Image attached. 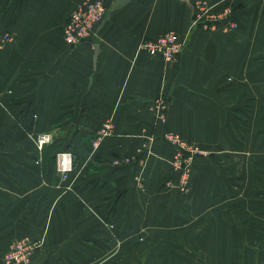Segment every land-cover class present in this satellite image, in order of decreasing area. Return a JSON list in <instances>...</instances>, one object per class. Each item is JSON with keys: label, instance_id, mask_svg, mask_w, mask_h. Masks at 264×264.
Returning a JSON list of instances; mask_svg holds the SVG:
<instances>
[{"label": "crops", "instance_id": "1", "mask_svg": "<svg viewBox=\"0 0 264 264\" xmlns=\"http://www.w3.org/2000/svg\"><path fill=\"white\" fill-rule=\"evenodd\" d=\"M85 1L0 0V264L22 238L43 241L30 264H264V0H205L237 23L210 31H191L194 0H129L71 47L64 29ZM167 32L186 37L176 60L141 48ZM162 98L166 129L211 155L194 161L188 194L166 187L168 145H155L144 191L136 166L109 162L161 134ZM106 123L86 159L78 141ZM42 133L73 144L66 180L59 144L38 152Z\"/></svg>", "mask_w": 264, "mask_h": 264}, {"label": "built area", "instance_id": "2", "mask_svg": "<svg viewBox=\"0 0 264 264\" xmlns=\"http://www.w3.org/2000/svg\"><path fill=\"white\" fill-rule=\"evenodd\" d=\"M108 9L102 0H86L76 11H74L65 26L64 39L65 42L75 47L81 43L91 40L96 36L99 27L106 18ZM227 22L228 29L236 30L237 23L233 18L231 11L226 8L222 12H212L207 6L205 0H194L192 3L191 31L204 30L210 31L215 29L220 22ZM11 40V35L5 33L0 36V48ZM186 44V37H181L175 32H167L159 36L154 41H147L141 45V48L150 55L160 56L166 62L176 60L181 54ZM165 99H160L155 105L159 111L165 108ZM113 126L106 123L99 129L96 138L93 141V147L97 149L100 141L112 134ZM168 139L174 143L178 142V137L168 135ZM52 140V136L48 133H42L37 138V146L40 151L48 145ZM183 152H188L192 156H205V153L197 148L183 144ZM191 160V159H190ZM189 163H183L184 169L182 173V184L185 186L189 179L190 166ZM180 165V164H179ZM60 171L65 174L72 170V159L69 153L62 154L61 163H59ZM41 246L40 241H32L29 238H23L15 241L8 252L4 256V264H29L31 256L37 248Z\"/></svg>", "mask_w": 264, "mask_h": 264}, {"label": "rangeland", "instance_id": "3", "mask_svg": "<svg viewBox=\"0 0 264 264\" xmlns=\"http://www.w3.org/2000/svg\"><path fill=\"white\" fill-rule=\"evenodd\" d=\"M158 101H160V99L157 100V102H156L157 104H158ZM164 108L165 109L162 111H159L158 109H157V111L155 110L158 113L157 120H159L164 127V130L161 132V134L159 136H156V137L150 136L148 139L142 140L140 146L138 147V151L134 154L126 155V156L122 157V156L114 153L115 156L111 157L109 162L115 166L128 165V163H129V165L136 166L137 167V174L135 175L134 182L140 191H144L146 188L144 171L147 167V163H148L149 158L154 154L155 145L158 142L163 144V145H166V146L168 145L174 149V155H173L170 163L172 166L173 175L175 177L173 179H171V181H176L177 185H174L175 183L172 182L171 183L172 185H170V183H168L166 187L175 188L174 191H176V192H181L180 189L182 188L183 192L188 194V192L189 193L191 192V187H190L191 178H192L191 169H192V165H193L194 161L197 158H201V159L210 158L211 155L208 151H206V150L202 149L201 147L195 145L194 142L185 140L178 133H176L174 131L167 130L166 129L167 124L165 122L167 119V111L169 108V101H165V107ZM112 133H113V130H112ZM96 134L91 140L78 141V142H81L80 143L81 146H83L84 150L87 152L86 159H88V160L91 159V156H88V154L97 153L99 151V149H101L103 142L106 140V138H108V137H106L103 140H101L100 146L97 149H95L93 147V141L96 138ZM168 135H173V136L178 137V142L174 143V142L170 141L167 137ZM54 142L59 144V152L56 153L55 158H54V162L57 166V170H58L60 176L62 177V179L66 180L69 177L70 173L73 171V166H74L75 159H76L74 150L72 149L73 144H71V143L67 144V141H54L52 139L51 142L48 145H46L42 151H40L38 149V146L36 145L37 150L39 153H42L45 151V149L47 147H51V145ZM183 144H186L187 146H191L193 148H197V149L203 151L205 153V156H198V155L192 156L188 152H183V150H182ZM64 153H69L71 155V159H72V170L68 173H65V174H63L59 169V163H61L62 154H64ZM189 162H190V164H189L190 173L188 174L189 179L187 181V184L185 186H183V184H182V173H183V169H184L183 163H189ZM176 187H178L180 189L176 190ZM183 192H181V193H183ZM110 226L113 227L112 224ZM115 238L119 239L121 237H115ZM122 238H123L124 244L133 243L136 241H138L139 243H150V241L149 242L147 241L148 236H145V235H128V236L124 235ZM94 239L95 238L93 237V241H94ZM19 240H21V239H19ZM31 240L37 241V242L40 241V240H33V239H31ZM16 241H18V240H16ZM40 243H41V246L39 248H37L36 251L31 256L30 263H31V260L33 259L34 255H35V253L37 252V250H39L42 247L43 241L41 240ZM124 254L127 255V253H124ZM125 258H127V257L125 256Z\"/></svg>", "mask_w": 264, "mask_h": 264}, {"label": "water", "instance_id": "4", "mask_svg": "<svg viewBox=\"0 0 264 264\" xmlns=\"http://www.w3.org/2000/svg\"><path fill=\"white\" fill-rule=\"evenodd\" d=\"M128 2H129V0H117V1L114 3V5H113V6L107 11V13H106V18H105V20L103 21L102 26H103L107 21H109L112 12H113L116 8H118V7H120V6H124V5H126Z\"/></svg>", "mask_w": 264, "mask_h": 264}]
</instances>
